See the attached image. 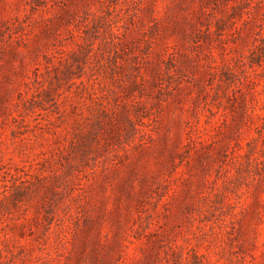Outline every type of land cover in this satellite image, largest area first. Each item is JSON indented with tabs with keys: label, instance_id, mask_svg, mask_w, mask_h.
Masks as SVG:
<instances>
[{
	"label": "rangeland",
	"instance_id": "374dc122",
	"mask_svg": "<svg viewBox=\"0 0 264 264\" xmlns=\"http://www.w3.org/2000/svg\"><path fill=\"white\" fill-rule=\"evenodd\" d=\"M0 264H264V0H0Z\"/></svg>",
	"mask_w": 264,
	"mask_h": 264
}]
</instances>
